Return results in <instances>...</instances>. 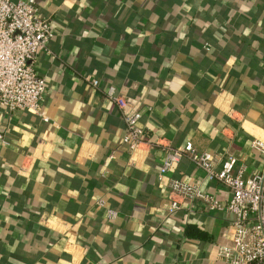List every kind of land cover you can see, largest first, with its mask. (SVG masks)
Segmentation results:
<instances>
[{
  "label": "crops",
  "instance_id": "1",
  "mask_svg": "<svg viewBox=\"0 0 264 264\" xmlns=\"http://www.w3.org/2000/svg\"><path fill=\"white\" fill-rule=\"evenodd\" d=\"M34 2L53 30L32 62L46 120L0 106V264H222L214 244L230 215L166 214V182L200 180L221 201L228 191L185 157L157 179L156 142L260 171L264 0ZM109 84L140 101L148 144L130 157ZM186 224L209 239L186 237Z\"/></svg>",
  "mask_w": 264,
  "mask_h": 264
},
{
  "label": "built area",
  "instance_id": "2",
  "mask_svg": "<svg viewBox=\"0 0 264 264\" xmlns=\"http://www.w3.org/2000/svg\"><path fill=\"white\" fill-rule=\"evenodd\" d=\"M52 36L50 20L37 12L34 0H0V106L7 111H28L46 120L40 107L45 81L34 72L32 62L37 53L47 51ZM84 80L97 86L98 80L89 74ZM104 95L119 110L124 124L120 142L130 157L148 144L138 123L140 101L118 92L111 84L104 89ZM0 142L5 143L1 134ZM156 144L163 149L157 179L172 172L180 158L185 157L202 170L203 180L216 181L229 193L221 201L202 190L200 180L171 177L166 182L165 213L181 210L185 216L208 211L229 214L221 232L222 240L214 244L215 258L222 264H264V142L257 139L251 142V147L262 154L263 163L260 171L248 175L232 155L221 157L216 167L210 152L195 149L189 141L180 148ZM95 204L102 207L103 200L97 198ZM105 212L107 218L115 215L109 208Z\"/></svg>",
  "mask_w": 264,
  "mask_h": 264
},
{
  "label": "trees",
  "instance_id": "3",
  "mask_svg": "<svg viewBox=\"0 0 264 264\" xmlns=\"http://www.w3.org/2000/svg\"><path fill=\"white\" fill-rule=\"evenodd\" d=\"M184 235L188 238H196V239H207L208 238L205 232L194 224H186L184 226Z\"/></svg>",
  "mask_w": 264,
  "mask_h": 264
}]
</instances>
